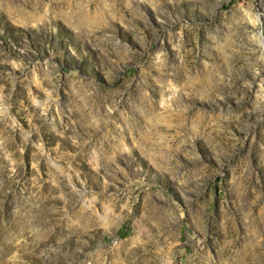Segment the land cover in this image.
<instances>
[{
    "label": "rangeland",
    "instance_id": "1",
    "mask_svg": "<svg viewBox=\"0 0 264 264\" xmlns=\"http://www.w3.org/2000/svg\"><path fill=\"white\" fill-rule=\"evenodd\" d=\"M0 264H264V0H0Z\"/></svg>",
    "mask_w": 264,
    "mask_h": 264
}]
</instances>
